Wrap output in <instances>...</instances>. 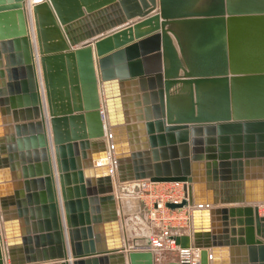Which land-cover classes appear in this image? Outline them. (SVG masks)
<instances>
[{"label": "water", "instance_id": "1", "mask_svg": "<svg viewBox=\"0 0 264 264\" xmlns=\"http://www.w3.org/2000/svg\"><path fill=\"white\" fill-rule=\"evenodd\" d=\"M26 4L0 0V58L5 53L9 75L5 84L0 70V107L5 116L11 105L17 122L41 116L40 62L71 249L90 257L73 264H112L113 256L126 255L119 219L113 211L103 223L101 202L114 200V180L138 179L184 183L189 200L169 205L195 207L194 237L176 241L200 248V264H256L253 252L264 251L255 239H264V0H42L29 15L36 58ZM136 17L144 18L110 31ZM98 35L97 59L92 42L81 43ZM42 119L36 122L42 156L33 153L43 173L34 174L29 140L35 137L25 136L27 125H16V142L8 131L0 142L7 153L0 201L5 211L16 208L19 219L13 229L5 217V239L10 254L21 244L26 253L13 264L37 261L32 243L53 234L61 246L53 257L65 256ZM91 138L104 146L88 161ZM3 168L13 172L14 192L3 185L9 179ZM40 176L46 192L35 187ZM216 204L237 206L210 208ZM127 256L128 264H155L150 250Z\"/></svg>", "mask_w": 264, "mask_h": 264}, {"label": "crops", "instance_id": "2", "mask_svg": "<svg viewBox=\"0 0 264 264\" xmlns=\"http://www.w3.org/2000/svg\"><path fill=\"white\" fill-rule=\"evenodd\" d=\"M29 1V2H28ZM34 0H25V2H28V4L26 5V16H27V26H28V33L29 36H31V40H32V44H33V51L35 53V58L37 56L40 57V55L38 54V45L35 41V37H34V29L32 27V21L31 18L29 17L30 15V7L32 5ZM30 5V6H29ZM157 12V10L152 11L150 14ZM141 18L144 17H136L116 28H113L110 31L119 29V28H123L125 26H128L130 24H132L134 21L140 20ZM10 20V18H9ZM29 20V21H28ZM17 23V27H18V21H16ZM4 28H6V24L3 25ZM7 27H9V31H13V21H9L7 23ZM100 36L102 35H98L96 37H93L92 39L85 41L81 44L84 43H88V42H92V45L94 46V50H95V56L98 59L99 57L96 54V47H95V40H97L98 38H100ZM9 39H5V42H8ZM137 41V40H135ZM1 43V41H0ZM131 43H127L126 45L123 46H127ZM79 45H74L71 46V49H75L77 48ZM10 45L7 44V50L10 49L9 48ZM2 50V47L0 49ZM0 61L2 63V68L0 69L2 71V78L1 80L4 81V83L6 84L8 82L9 79V75L7 72V67H6V59H5V53L1 52V58ZM129 61V60H128ZM38 64V65H37ZM36 70L38 73V79H39V83H40V93H41V102H42V106L43 109L41 110V116L39 117H34L33 120H29L27 117V114L25 115L24 119L22 117H20V120L17 122L15 121L14 117H13V109L10 107L11 105H8L6 108H9L10 111H8L9 113L7 115H3L2 113V107H0V142H2V140H4V136L6 134V132L8 131L10 138L12 136V140L14 142H16L17 140V132H16V125L20 124V125H27V138H31V132H33V136L35 137V142H33L32 140H29V146H30V151H31V164H33V170L35 171L34 174H39L40 172L43 173L44 172V164H43V160L40 158L39 160H35V155L33 153V151L36 149L37 151V155L39 157L42 156L41 149L39 148L40 146V139H39V133H38V127L36 125V122H38L39 120H43V133L45 134V138L47 140V147L50 151L51 154V158H52V169H53V174H54V181H53V185H54V190L56 193V198L57 201L59 203V207H60V212H61V217L63 220L62 226H63V235H62V240H63V245H64V252H65V256L63 258L60 257H53V256H58L61 250V246H59L58 242H57V238L56 236H54V234L51 236V238L49 237H45L43 239L39 240V246H36L35 242L32 243V246L34 247V256L35 259L37 261L35 262H31V263H21V264H62V263H66V264H73L75 261L80 260V259H86V258H90L88 256L85 257H75L72 249H71V245H70V235H69V228L66 225V220H65V211H64V207H63V198H62V194H61V186H60V180H59V171L57 169V163H56V156H55V143H54V136H53V128H52V123H51V114H50V109H49V105H48V100H47V95H46V91H45V87H44V83H43V73L41 71V65L40 62L36 63ZM42 76V77H41ZM22 87V85L20 86ZM8 90V88H6ZM6 90V91H7ZM21 92L23 91V89L21 88L20 90ZM9 93V90L7 91ZM8 117L10 122L9 123H4V118ZM32 123L33 124V128L29 126V124ZM106 123V122H105ZM106 125V124H105ZM105 129L107 130V126H105ZM24 133V132H23ZM24 135V134H23ZM24 137V136H23ZM106 143H107V139L105 138ZM91 142V147H89V149L86 150L87 152V158L85 160H92L95 159L100 153H101V149L104 146V142L101 139H90ZM1 144V143H0ZM7 153H4L3 148L0 145V162L4 161L6 158ZM28 162V159L27 161ZM36 165H39V167H37ZM40 170V172L38 171ZM19 172H21V170H19ZM2 173L3 175H7L8 176V180H5L3 182V185L6 189H11L14 192V179L12 178V171L10 169H2ZM43 180V182L39 183L37 182L35 184V187L37 188L38 192H40L41 190H43V192H46V183L44 180V176H40V177H35V180ZM29 180H32L29 179ZM18 182V180H16ZM20 181L23 183H25V179H20ZM55 182V183H54ZM115 182H117V180H114V191H115ZM31 190H32V184L30 185ZM114 195V192H113ZM102 196V195H101ZM105 196V195H104ZM9 199H7L6 201H4V204L7 206V203H9ZM10 205V204H9ZM237 205H233V204H216V205H211L210 208H215V209H222V208H230V207H235ZM9 207V206H8ZM101 207H102V214H103V223H105L107 220H109L110 218H112V213L113 211L115 212L116 216L119 218L118 215V203L117 200L114 196V200H110V199H106L103 202H101ZM264 204H259V210H260V215H264ZM124 209H126L128 211V214H143L142 210H141V205L139 204L138 201H134L133 202H124ZM5 217H7L9 219V221L12 224V228L13 229H17L19 228V219L17 218V209L14 208L13 206L10 205V207L5 211L3 210V206H2V202L0 201V240H1V252H2V256H3V264H13L12 262H15V260H17V262H23L25 261V257H26V253L25 251H23V245L21 244V246H15V247H10V251L11 254L9 252V247L7 246L6 243V239H5V234H4V219ZM41 217L44 218V212H41ZM45 220V219H44ZM52 219L49 216V222L51 223ZM217 223H220V220L216 221ZM124 223V220H123ZM136 221L133 219V216L130 217V220L127 221L124 225V231L125 234L131 239V240H135V242L137 243H141V244H145L146 242H148V236L146 235V232L144 231L143 235H141V233L136 234L137 233V225L135 224ZM43 229L46 231V229L48 228L47 225L45 224V222L43 223ZM52 226V225H51ZM230 228H241L239 225H235L230 226ZM40 230V229H39ZM32 237L34 236V234L31 235ZM236 238H239L240 236L236 235ZM243 239L246 238V236L242 237ZM255 239L256 241L261 240L262 242H264V239L258 235H255ZM246 248H248L246 246ZM257 249V247H256ZM32 254V253H30ZM246 258L248 259V261H250V251L249 249H246ZM99 256V255H96ZM253 256L257 259V263L256 264H261V261L264 262V251H260L259 249H257L255 252H253ZM46 257H50V259H46ZM92 257V256H91ZM128 256L127 254L121 258V257H117V256H113L112 258V264H128Z\"/></svg>", "mask_w": 264, "mask_h": 264}, {"label": "built area", "instance_id": "3", "mask_svg": "<svg viewBox=\"0 0 264 264\" xmlns=\"http://www.w3.org/2000/svg\"><path fill=\"white\" fill-rule=\"evenodd\" d=\"M114 196L118 203V219L126 254L133 250H150L155 264L170 262L200 264V248L183 247L176 241V236L194 237L193 210L195 207L190 204L182 207L169 205L189 200L183 182H158L150 179L117 181ZM133 200L139 202L143 214L129 215L124 209V202H133ZM131 216L136 221L138 230L136 234L143 235L145 231L150 241L149 246L137 243L125 234L124 225Z\"/></svg>", "mask_w": 264, "mask_h": 264}, {"label": "bare ground", "instance_id": "4", "mask_svg": "<svg viewBox=\"0 0 264 264\" xmlns=\"http://www.w3.org/2000/svg\"><path fill=\"white\" fill-rule=\"evenodd\" d=\"M39 1H42V0H38ZM34 2H37V1H34ZM33 4V3H32ZM27 5V4H26ZM30 17V16H29ZM29 21V20H28ZM38 65V64H37ZM42 77V76H41ZM264 204V203H263ZM261 205V204H260ZM147 243V242H146ZM146 243L144 244V246L146 245Z\"/></svg>", "mask_w": 264, "mask_h": 264}, {"label": "rangeland", "instance_id": "5", "mask_svg": "<svg viewBox=\"0 0 264 264\" xmlns=\"http://www.w3.org/2000/svg\"><path fill=\"white\" fill-rule=\"evenodd\" d=\"M34 1H37V2H38V0H34ZM34 1H33V2H34ZM115 181H116V180H115ZM263 210H264V208H263Z\"/></svg>", "mask_w": 264, "mask_h": 264}]
</instances>
